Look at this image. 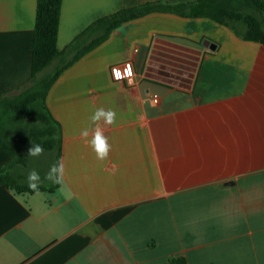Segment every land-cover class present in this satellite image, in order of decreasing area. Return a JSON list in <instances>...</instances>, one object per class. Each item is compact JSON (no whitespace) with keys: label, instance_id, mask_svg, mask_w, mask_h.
Returning <instances> with one entry per match:
<instances>
[{"label":"crops","instance_id":"crops-1","mask_svg":"<svg viewBox=\"0 0 264 264\" xmlns=\"http://www.w3.org/2000/svg\"><path fill=\"white\" fill-rule=\"evenodd\" d=\"M194 1L63 0L57 45L124 8ZM36 11L37 0H0V96L31 79ZM128 62L135 86L121 75ZM47 105L62 128L63 183L0 186V264H264L263 44L154 11L67 68ZM101 107L117 114L98 122L106 160L88 143ZM9 160L0 149V167Z\"/></svg>","mask_w":264,"mask_h":264},{"label":"trees","instance_id":"trees-1","mask_svg":"<svg viewBox=\"0 0 264 264\" xmlns=\"http://www.w3.org/2000/svg\"><path fill=\"white\" fill-rule=\"evenodd\" d=\"M63 0H37L31 79L14 91L0 96V149L10 156L0 167V186L20 193L55 191L59 184L45 180L57 163L63 143L62 128L52 115L47 96L61 74L82 56L108 39L125 22L154 11H170L188 17H207L230 29L239 37L264 45V0H196L191 3H146L118 10L92 23L64 50H59L58 32ZM55 67L51 69L53 66ZM51 69V70H50ZM32 144L44 148L42 155L54 161L39 168L38 190L28 187ZM171 264H187L172 258Z\"/></svg>","mask_w":264,"mask_h":264},{"label":"clouds","instance_id":"clouds-1","mask_svg":"<svg viewBox=\"0 0 264 264\" xmlns=\"http://www.w3.org/2000/svg\"><path fill=\"white\" fill-rule=\"evenodd\" d=\"M130 74V73H129ZM117 75L119 73L117 72ZM91 121L94 124H97V127L92 132V138L88 141L91 148L96 153V157L98 160H106L109 156V152L111 150V145L108 142V138L104 135V131L101 127L98 126V122L103 121L107 125H113L116 123L117 114L112 109H104L103 107L95 110L93 115L90 117ZM89 136V130L84 129L81 132V137L87 139ZM44 152V148L40 144H32V146L28 149L29 157H38L42 155ZM65 172V165L62 160H57V163L50 167L48 173L44 177L45 180L51 181L53 184H62L63 177ZM28 187L36 191L39 188L41 183L40 174L35 170H31L28 173Z\"/></svg>","mask_w":264,"mask_h":264},{"label":"built area","instance_id":"built-area-1","mask_svg":"<svg viewBox=\"0 0 264 264\" xmlns=\"http://www.w3.org/2000/svg\"><path fill=\"white\" fill-rule=\"evenodd\" d=\"M130 73V74H129ZM121 75L122 78L130 85V86H135L137 83L136 79V72L133 68V65L128 62L124 64L121 68ZM157 98V97H156Z\"/></svg>","mask_w":264,"mask_h":264},{"label":"rangeland","instance_id":"rangeland-1","mask_svg":"<svg viewBox=\"0 0 264 264\" xmlns=\"http://www.w3.org/2000/svg\"><path fill=\"white\" fill-rule=\"evenodd\" d=\"M54 67H55V65L51 69H53ZM50 162L51 161H49V157L46 155L33 157V159H32V167L33 168L31 170L35 169L37 171L41 167H43L44 169H47L45 167V165L49 164L51 166V164H53L54 161H52L51 164H50Z\"/></svg>","mask_w":264,"mask_h":264}]
</instances>
